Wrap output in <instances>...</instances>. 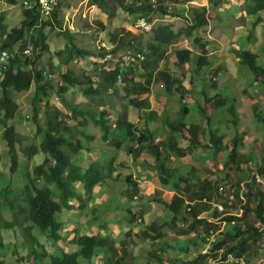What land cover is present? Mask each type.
Wrapping results in <instances>:
<instances>
[{
	"label": "trees",
	"instance_id": "trees-1",
	"mask_svg": "<svg viewBox=\"0 0 264 264\" xmlns=\"http://www.w3.org/2000/svg\"><path fill=\"white\" fill-rule=\"evenodd\" d=\"M27 1L29 2L26 3ZM27 1L10 0L13 5L18 3L23 5L24 19L20 24L13 26L5 21L4 16H0V54L2 50H8L12 55L3 72L0 73V140L2 143L0 163L3 166L2 174L7 169L12 177L16 174L22 175V181L16 187H11L10 183L0 187V264H7L4 252L10 245V241L16 239L18 229L26 239L27 250L24 253L29 257L17 256L16 262L83 264L78 261L81 257L85 260V264L93 261L96 263V260L98 264H110L115 257H118L115 264H126L124 258L129 248V241L121 240L122 242L117 243L110 235L109 221L100 217L99 210L95 209L91 214L85 209L87 205L92 204L93 199L97 203L103 201L101 192H112L110 184L105 179L108 166L104 164L100 167L97 163L87 162L79 164L78 155L81 146L73 138V119H76L74 115L79 112L103 132L104 140L108 139L110 129L106 124L105 114L98 111L95 113L97 108L79 99L77 101L74 97L79 92L75 84L87 82L88 85L93 81L90 78L92 73L75 76L70 74L67 68H63L64 66L60 67L63 62L73 56L91 54L95 57L102 56L103 60H107L117 51H120L121 58L122 54L127 53L126 60L120 61L121 66L117 63L112 69L107 70L102 67V63L98 62L95 69H99L96 78L97 87L101 92L107 93L110 90L112 94H119L120 88H123L124 95L121 96V100H128L127 106L117 103L119 122L115 133L118 136L123 134L126 139L120 142L119 146L123 143L126 154L131 155L135 162L140 163L138 161L140 160L146 169L155 170L163 184L168 185L170 180L174 179L172 188L175 193L171 202L167 203L169 210L175 214V218L191 219L192 224L189 227L192 229L194 224H202V242L210 243L207 253H198L190 260L174 257L170 264H212L214 260L217 261L216 264H230L233 262H228L230 257L244 259L246 264H250L260 251L258 240L264 237V191L260 188L261 181L256 180V175L264 176V156L260 162H257L251 158V153L241 152L240 148L244 144L241 131L238 129L239 116L236 114L235 104L232 102L230 105L227 104L226 96L220 94L215 97L218 93H212L210 96L203 94V101L199 105L203 113L201 119L203 124L186 123L185 118L189 115V108L181 104L187 101L186 93L192 97L190 83L193 70L198 68L199 71L201 68L210 70L208 67L211 66V62L207 51L214 41L198 35V31L209 23L206 15L207 6L192 8V15L189 17L186 28L178 31H174L171 26L143 28V34L151 32V38L148 41L140 38L141 33L106 32L111 45L109 48L102 46L97 52H93L87 48L77 47L70 30L63 29L64 16L61 15L60 0H57L50 14H45L41 10L40 0ZM225 1L228 0H209L208 4L212 7L221 6ZM89 3L96 5L109 20L117 14L113 5L115 0H90ZM117 6L128 14H135L131 21L132 25L140 16L145 17L146 22H150L152 13H157L161 17L178 16L174 12L170 13L168 9L166 11L167 7L164 8L159 3L153 8L149 0H143L139 5L129 2L120 3ZM239 7L249 17L258 14L261 17L262 12L264 13V0H244ZM221 14L217 17L218 19ZM263 20L262 16L256 23ZM93 22L97 25L94 27L95 30L106 29L99 20ZM85 28L90 29L92 25L86 23ZM55 30L57 34H65L68 40L55 46L50 43V37ZM232 31H237V28L232 27ZM182 34L193 38V43L203 51L195 66H192L190 52L187 49H174L167 55V49L174 45L176 39ZM250 36L252 33L248 35L249 40ZM259 42L260 40L253 49L242 47V45L238 48L231 47L232 52L235 51L242 64L250 68L255 79L264 83V64L261 63L258 52L264 48V44ZM218 44L215 43L216 46ZM29 46L33 47V55L25 53V49ZM45 50L48 53L46 60L48 68L40 63ZM174 56L177 57V61L174 60ZM161 62L165 68H159ZM186 63L190 65L191 72H187V68L184 67ZM179 66L184 76L188 77V85L175 77L173 73V70L175 72ZM52 72H61L59 77L63 84L56 79L57 88L52 82V76H49ZM139 77L143 78L144 82H140ZM154 81L157 82L158 90L173 98L174 91H177L181 102L176 106L182 105L180 109L173 110L174 99H166L162 101L165 109L158 114L156 110H151L148 97H137V95L149 93ZM212 81L213 87H216V79ZM32 86H34V96L32 110L29 112L20 108L21 100L17 93L27 91ZM64 90L70 92L69 100H66L62 92ZM88 92L95 91L89 86ZM54 97L55 106H50L49 102L51 103ZM208 97H215V99ZM44 98L46 102L43 105ZM99 100L100 98L94 96L88 98L89 103H97ZM60 101H63L65 105L60 106ZM66 102L70 104L71 108H69L74 113L73 119L68 112ZM41 105L44 106L42 109H40ZM254 105V117L264 125L261 110L258 109L257 103ZM131 107L145 111L139 117L141 127L138 130L133 129V124L126 120V113ZM223 109L226 111L223 113L219 111ZM214 113L217 116L221 115L222 120L217 118L215 120ZM226 116L229 118L224 123ZM15 118L24 122L32 120L33 123L25 128L27 129L25 133L20 132L15 124L17 122ZM157 119L162 120L165 126V134L160 140H157L154 135L156 129L153 123ZM216 123L217 128L214 127ZM76 125L80 126L78 123ZM233 126L235 133L229 137V140L219 134L220 131H224L223 129L227 132L228 128ZM179 136H182L188 145H179L177 140ZM171 153L178 157H187L188 161L180 165L183 168L191 167L192 172L181 173L180 167L168 166L167 161ZM199 153H205L213 158L214 169L209 166H195L193 162H189L190 159L196 160ZM142 155L152 156L153 159H141ZM31 164L32 167H30ZM252 167L256 172L252 173L251 178H247L244 186L243 174H250ZM217 170L234 172L235 180L229 179L235 191L234 201L224 199L223 204L227 207L223 209L225 212L217 210L214 203L217 199L216 194L220 192L219 182L214 176ZM36 180L51 185L52 191L49 188H36ZM125 182L129 185L126 192H130V200H132L138 194V184L132 176H127ZM243 190L245 199L241 194ZM112 193H115V190ZM237 201L240 203L239 208L237 212H234L232 207L237 206ZM19 202L21 203L17 206ZM209 211L213 219L215 217H221V219L207 222L204 215ZM67 212H74L77 216L72 217ZM17 214L20 215L21 221H17L19 217ZM135 218L136 213L133 212L129 223H132L131 219ZM147 218L148 216L144 215L145 224ZM135 222L142 225L134 233L138 237H147L153 244L156 241L155 238L163 236V234H156V229L153 233L150 232L142 221L137 222L135 219ZM125 227L128 228L127 233H133L134 228L131 224ZM63 233H67L64 235L66 238L64 246L66 249L69 247L71 253H67L66 249H60L58 254L48 253L45 245L52 241L58 242ZM176 242L178 241L172 239V247H176ZM117 244L123 245L121 246L123 253L117 248ZM36 246L43 247L44 252L35 250ZM159 264H165V262L162 263L160 260Z\"/></svg>",
	"mask_w": 264,
	"mask_h": 264
},
{
	"label": "rangeland",
	"instance_id": "rangeland-1",
	"mask_svg": "<svg viewBox=\"0 0 264 264\" xmlns=\"http://www.w3.org/2000/svg\"><path fill=\"white\" fill-rule=\"evenodd\" d=\"M115 0V8L117 14L112 17L110 20L107 19L104 12H102L96 5H91L90 0H60L61 3V15H63V29L68 28L70 32L73 34L74 41L79 48H87L91 51L97 52L100 47L106 46L109 48L111 43L108 40L106 32H127L130 31L135 34H139L140 38L143 41H148L151 38V32L143 34L142 30L137 29L132 26L131 21L135 17V14H128L124 10H122L117 5L122 3L126 4L129 2L136 3L139 5L143 0ZM244 0H228L224 2V5L214 6L212 7L208 4L209 0H149L151 6L154 8L157 6V3L162 4V6L167 7L166 11L170 13L174 12L175 15L178 16H170V17H161L157 13L150 14V27L155 28L157 26H171L174 31H178L182 28H186V24L189 23V17L192 15V8H201L203 6H207L206 15L209 18V23L206 27L198 31V35L202 38L205 36L207 38H213L214 42L218 44L212 45L208 51L207 55L209 57V61L211 62V66L208 67L210 70H205L206 68H199L197 70H193L192 72V81L190 83L191 90L193 91L192 97L190 94L186 93L185 97H187L186 103H182L179 99L178 93L174 91V98L170 95H165L168 100L174 99V109H180L181 106H176L180 102L186 108H189V115L185 118L186 123L189 125L201 123L203 117V113L200 110V103L203 101V94L211 95L212 93H218L215 97L220 94L226 96L228 99L227 104L234 103L236 114L239 116L238 129L241 131L240 134L243 137L241 146V152L251 153V158H254L257 162L262 160L264 156V125L261 124V121H257L255 119V105L257 103L258 109L261 110L262 116L264 118V83L260 80L254 79V74L250 70L247 65L242 64L241 59L236 55L235 51L232 52V47L238 48L239 45L242 47L253 49V47L259 43L264 44V20L263 22L256 23L259 18L263 16L262 12L261 17L259 14L253 17H249L246 15L245 11H243L239 6L243 4ZM117 3V4H116ZM237 7V8H236ZM23 5L18 3L13 5L10 0H0V16L5 17V21L12 24L13 26L20 24L24 19L23 15ZM224 12V13H222ZM222 13V14H221ZM221 14L220 19L217 17ZM94 20H99L103 25L106 26L105 30L97 31L94 27H96V23ZM91 24L92 28H85V24ZM232 27H236L237 31H232ZM99 29V27H97ZM57 30L53 32L50 37V43L54 46L68 40L65 34H57ZM249 33H252L250 36V40L248 39ZM260 37H255V36ZM253 37L255 41H253ZM228 39H232L233 41H227ZM243 43V44H242ZM231 47V48H230ZM174 49H187L190 52V57L192 60V66L196 65L198 57L202 54L200 48H198L193 43V38H190L188 35L182 34L179 38L176 39L173 46H170L167 49V55L172 53ZM132 51V49H131ZM261 56V63L264 64V48L258 51ZM124 53H126L124 51ZM31 55V54H30ZM33 55V54H32ZM47 50L43 51L42 62H40L43 66L48 68L47 60ZM127 55V53H126ZM126 55L122 54V58L120 57V51H117L116 54L112 57V59L103 60L102 56L95 55H87V56H73L66 62H63L60 67L67 68L68 72L72 75H78L85 72H93L99 71V69H95L96 63H102V67L104 69H112L115 64L119 63L121 66L124 60H126ZM175 61H177V57H173ZM187 68V72H191V68L189 64L184 65ZM160 68H165L163 63H160ZM172 69V67H170ZM173 70V69H172ZM218 73L215 74V72ZM53 73V72H52ZM173 73L175 77L180 78L184 84L189 83L188 77L184 76L182 69L179 67L176 68V71ZM55 73L53 77H55ZM61 75L59 72L58 76ZM181 75L183 76L181 78ZM213 77H216V87H213ZM140 82H144V79L139 77ZM53 82V81H52ZM84 86L87 85V82L82 83ZM77 87V85H75ZM156 88V86H155ZM217 88V89H215ZM123 88H120L119 94L115 95L110 92L107 93L101 92L99 94L100 100L97 103H93V107L97 108L95 113L104 112L108 117V124L110 126H114L118 121L117 115V103L128 105V100H121V96L124 95ZM66 97V100L70 98V92L62 91ZM162 92V91H161ZM158 91H152V95H149V100L151 103V108L157 110V113H161L160 106L158 104L157 98L162 97V93ZM1 93V88H0ZM18 98L21 100V107L25 109V111L31 112L32 100L34 96V86H32L29 90L17 93ZM16 94V95H17ZM145 95L140 96L143 98ZM75 99L78 98L82 100L80 97V92L75 94ZM215 97H208L209 99H215ZM56 102L55 97L49 102V105H54ZM78 101V100H77ZM45 98L43 100V105L45 104ZM61 105L64 104L63 101H60ZM40 109H42V106ZM228 105V106H229ZM55 106V105H54ZM101 106V107H100ZM44 107V106H43ZM187 108V109H188ZM128 107L126 108V110ZM182 110V109H181ZM220 112L226 111L225 109L219 110ZM144 110H137L135 108H130L126 113V120L133 124V129L138 130L141 127V122L139 117ZM218 120H222L221 115H213ZM229 116H226L228 119ZM17 121L15 124L20 132H26L30 123L33 121H21L19 118H15ZM14 123V122H13ZM156 129L155 137L157 140H160L165 132V126L163 125L162 120H155L153 123ZM214 127H218L216 123ZM220 131L219 134L225 136L226 140H229V137L232 136L234 132V126L232 128H228L227 132ZM125 136L120 135L117 140H113V143L124 142ZM178 143L179 145L186 146L188 142L182 137L179 136ZM84 145H87L86 142H83ZM2 145L0 140V146ZM91 145V143H88ZM115 146V145H114ZM111 145L104 144V147L107 149V156L102 159V162L110 163V171L111 174L105 173V179L110 184L112 192L115 190V193L105 192V194L101 195L103 201L101 203H97L95 199L92 200V204L87 205L85 209L89 211L91 214L95 209L99 210L101 214L100 217L102 219L109 220L110 223V235L114 238L117 243H120L121 240L129 241V248L124 258V263L126 264H159L160 260L162 263L170 264L174 257L182 258L186 260H190L195 258L198 253H207L210 247V243L206 244L202 242V224H194L193 229L189 227L192 224L191 219H185L182 217L175 218V214L171 212L167 206V203H170L175 191L173 190V181L170 180L168 185L163 184L157 172L155 170L146 169L143 166V163L138 160L140 163L135 162L132 156H129L125 152V146L122 148H116ZM1 148V147H0ZM170 159L167 161L168 166L172 167H180L181 173H187L188 171L192 172L190 168H183V162H187V157H178L175 154H169ZM148 156V155H147ZM149 160L152 156H148ZM250 158V161H251ZM89 162V161H86ZM189 162H193L195 166L205 167L209 166L213 168V158L210 155L205 153H199L196 160L190 159ZM256 165V164H255ZM254 165V166H255ZM33 165L31 164L30 167ZM3 166L0 163V187L6 186L10 183L11 187H16L22 181V175L16 174L12 177L11 172L5 169V172L2 174ZM256 172L255 168L252 167V172L250 174H243L242 184L247 180V178L252 177V173ZM259 175V176H258ZM256 175L257 179L261 182L260 188L264 191V176L258 174ZM127 176H132V178L138 184V194L137 197H133L130 200V192H126L129 189V185L125 182ZM217 177L216 179L219 182L220 192L217 195V199L214 202L217 210H221L222 212L224 208H227L223 202L226 198L227 200L234 201V188H232L231 183L235 180L233 171H223L217 170L214 175ZM12 177V178H11ZM229 177V178H227ZM10 178V180H9ZM229 179H232V181ZM253 180V179H252ZM183 186V184H181ZM245 186V185H244ZM126 192V194H125ZM243 199H245V192L242 191ZM126 195V196H125ZM187 196V195H185ZM193 200V198H192ZM21 202L17 204L20 205ZM237 206L232 207L234 212H237L238 205L240 204L237 201ZM214 205V206H215ZM230 207V206H229ZM230 209V208H229ZM228 209V210H229ZM133 212L136 213V218H142V222L144 223V215L148 216L145 227L149 229L150 232L153 233V230L156 229L155 233L158 235H162L160 237L155 238V242L152 244L151 241L146 237H138L134 233L138 231L142 227L141 224L135 222V219H131L132 223H129V218ZM239 213V211H238ZM241 213V211H240ZM70 216H77L74 212H67ZM211 211L204 215V219L207 222H213V220L218 221L221 217H215L214 219L210 216ZM17 221L21 220L19 214ZM203 216V215H202ZM131 224L133 229V233H127L128 226ZM224 224V223H223ZM84 233V231H82ZM67 233H63L60 236V240L58 242H50L45 245L48 253L58 254L60 249L65 250L64 246V235ZM172 239L176 241V247H172ZM26 239L23 234L18 229L16 233V239H12L10 241V246L6 249V262L7 264L15 263L16 256L14 251H25ZM122 242V241H121ZM260 245V251L257 253L250 264H264V237L258 240ZM178 245V246H177ZM123 246V245H122ZM121 245L118 244L117 248L120 249ZM35 250L43 253V247H35ZM68 250V251H67ZM123 249H121L122 252ZM32 251V250H31ZM67 253H71L70 248L67 247L65 250ZM151 251V252H150ZM150 252V253H149ZM123 253V252H122ZM27 255V254H26ZM120 258V257H119ZM160 258V259H159ZM115 257L110 264H115ZM164 260V261H163ZM232 257L229 258V263L234 261ZM244 260V259H243ZM78 261L85 264V260L81 257L78 258ZM245 262V260H244ZM217 261L214 260L212 264H216ZM15 264H27L24 261L16 262ZM90 264H98L93 261ZM210 264V263H209Z\"/></svg>",
	"mask_w": 264,
	"mask_h": 264
},
{
	"label": "clouds",
	"instance_id": "clouds-1",
	"mask_svg": "<svg viewBox=\"0 0 264 264\" xmlns=\"http://www.w3.org/2000/svg\"><path fill=\"white\" fill-rule=\"evenodd\" d=\"M139 18H143L144 20L146 19L145 17H143V16H140V17H137V19H139ZM146 22V21H145ZM147 24H148V28L150 27V22L149 21H147L146 22ZM137 30V29H136ZM140 30H142V29H140ZM210 39L213 41L214 39L213 38H211L210 37ZM215 43L216 42H214L213 44H211V46L212 45H215ZM173 46V45H172ZM210 46V47H211ZM202 53H203V51H202ZM109 59H112V57H109ZM161 63H163V62H161ZM186 64H188V63H186ZM159 68H160V66H159ZM56 74L55 75V77H53V74ZM54 73H49V76L51 75L52 76V81H53V83L56 85L57 84V81H56V79H58V81H59V83L60 82H62V84H63V81H62V79L58 76V74L59 73H57V72H54ZM86 73H88V72H85V73H81V74H78V75H75V76H80V75H82V74H86ZM92 74L90 75V78H92L93 79V81H91L87 86H84L82 83L81 84H75V85H77V87H75V88H77L78 89V91L80 92V97L82 98V100H80L79 98V100L80 101H83V102H85V103H87V104H89L90 106H92L93 107V103H89V101H88V98L89 97H91V96H94V97H98V98H100V96H99V94L101 93V91L99 90V88L97 87V78H96V76H97V74H98V71H95V74H93V72H91ZM156 73H157V71H156ZM213 79H216L217 80V78L216 77H213ZM254 79H255V76H254ZM256 80V79H255ZM89 86H91V88L95 91L94 93H89L88 92V87ZM155 86H156V88H155ZM56 88H57V85H56ZM80 88H83L82 90L80 89ZM152 91H155L156 93L158 92V91H160V90H158L157 89V82L156 81H154V82H152V85H151V87H150V92L149 93H146V94H141V95H137V97L138 98H141L140 96H143V95H145L144 97H148L149 98V95H152ZM111 93H112V91H110ZM161 92V91H160ZM162 93V97H158L157 98V101H158V104H159V106H160V109H161V113L163 112V110L165 109V106H164V104H163V100H166L167 99V97L165 96V95H167V94H165V93H163V92H161ZM115 95H118V94H115ZM131 96L132 97H135V96H133L132 94H131ZM143 97V98H144ZM67 103V109H68V112H70L71 113V116H72V114H74L73 113V111L70 109L71 108V106H70V104L68 103V102H66ZM65 105V104H64ZM60 106H61V103H60ZM70 107V108H69ZM101 107V106H100ZM151 110H155V109H153V108H151ZM157 111V110H156ZM104 113V112H103ZM160 113V114H161ZM105 114V113H104ZM75 120L73 119V116H72V119H73V125H74V131H73V133H74V135H73V138H75V140L77 141V142H79V144H80V146H81V151L79 152L80 154L78 155V157H79V164H81V163H86V161H89V162H87V163H97L98 164V166H102V165H107L108 166V169L106 170V172L107 173H109V174H111V171H110V163L109 162H102V159L104 158V157H106L107 156V153H106V151H107V149L104 147V144H106V145H111V146H114V147H116V148H122L123 147V143L119 146V143L120 142H117L116 141V144H114L113 143V140H117V138L120 136H118L116 133H115V129L117 128V125H118V122L119 121H117V123L114 125V126H110L109 124H108V117H107V115L105 114V119H106V124L109 126V129H110V131L108 132V139L107 140H104L103 138H102V135H103V132L101 131V130H98L97 128H96V126L95 125H93L92 123H91V121H89L87 118H85L84 116H82L81 115V113H79V112H77L75 115ZM72 123V122H71ZM76 123H78L80 126H78V125H76ZM123 135V134H122ZM83 142H86L87 143V145H84L83 144ZM88 143H91V145H88ZM129 156H131V155H129ZM144 158H150V157H148L147 155H142V157H141V159H144ZM42 159H40V161H41ZM39 161V162H40ZM35 187L36 188H49L51 191H52V187H51V185H48V184H45V183H43V182H41V181H35ZM94 189H95V187H94ZM93 189V190H94ZM85 191V190H84ZM101 193H103V194H105L104 192H101ZM135 197H137V196H135ZM102 199V198H101ZM103 200V199H102ZM10 220H12L11 218H9ZM22 220V219H21ZM20 220V221H21ZM109 221V220H108ZM140 221H142V218H138L137 219V222H140ZM110 221H109V223H108V227H110ZM25 238V237H24ZM26 243V242H25ZM118 245V244H117ZM10 246V245H9ZM8 246V247H9ZM26 246V245H25ZM122 246V245H121ZM7 247V248H8ZM120 249H121V247H120ZM119 249V250H120ZM26 250H27V246H26ZM25 250V251H26ZM6 251V250H5ZM25 251H21V252H18V251H14V253H15V256L17 257V256H20V257H29V255H26V253H24ZM4 254L6 255V252H4ZM237 260V259H236ZM239 260H242V259H239ZM243 262H244V260H242ZM233 262H235V260L233 261ZM232 262V263H233ZM245 263V262H244ZM231 264V263H230Z\"/></svg>",
	"mask_w": 264,
	"mask_h": 264
},
{
	"label": "built area",
	"instance_id": "built-area-1",
	"mask_svg": "<svg viewBox=\"0 0 264 264\" xmlns=\"http://www.w3.org/2000/svg\"><path fill=\"white\" fill-rule=\"evenodd\" d=\"M27 1V0H26ZM27 1L26 3H28ZM41 3V10L45 14H50L51 11L53 10L55 4L57 3V0H40ZM137 21L135 22L134 26L136 29H143L147 28L148 24L145 22L143 18L136 19ZM25 53L27 54H32L33 53V47L29 46L28 48L25 49ZM11 54L8 50H2L0 54V73L3 72L4 68L6 67V63L8 62L9 58H11ZM231 264H246L242 260H235V263Z\"/></svg>",
	"mask_w": 264,
	"mask_h": 264
}]
</instances>
